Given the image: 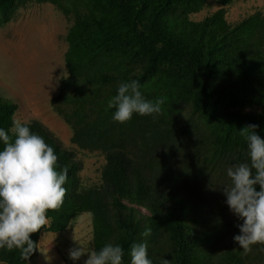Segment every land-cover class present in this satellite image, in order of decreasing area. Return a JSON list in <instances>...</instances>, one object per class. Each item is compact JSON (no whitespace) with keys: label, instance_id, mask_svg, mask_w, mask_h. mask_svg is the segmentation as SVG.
Here are the masks:
<instances>
[{"label":"trees","instance_id":"trees-1","mask_svg":"<svg viewBox=\"0 0 264 264\" xmlns=\"http://www.w3.org/2000/svg\"><path fill=\"white\" fill-rule=\"evenodd\" d=\"M19 1L0 0V14ZM198 2L204 0H80L69 13L67 77L52 108L71 128L73 145L103 154L99 185L84 188L75 151L63 149L38 121L28 123L55 149L60 167L69 168L64 204L48 213L50 229L63 232L87 213L93 248L119 244L123 264H130L131 245L145 240L154 264H264V245L245 254L234 242L242 221L223 194L227 167L249 162L240 131L257 125L264 138V17L231 26L219 11L194 22L189 16L205 4L197 8ZM132 79L147 99L167 98L162 113L114 122L108 101L120 82ZM16 111L0 99V128L12 127ZM195 118L202 128L191 123ZM128 135L145 139L148 148L162 142L171 148L162 158H134L125 148ZM145 226L152 229L147 238ZM46 229L32 234L36 248ZM35 251L26 261L18 250L0 249V259L28 264Z\"/></svg>","mask_w":264,"mask_h":264},{"label":"clouds","instance_id":"clouds-1","mask_svg":"<svg viewBox=\"0 0 264 264\" xmlns=\"http://www.w3.org/2000/svg\"><path fill=\"white\" fill-rule=\"evenodd\" d=\"M141 88L135 79L119 83L107 104V109H115L114 122L127 123L134 115L155 119L162 113L167 98L147 99ZM257 128L250 125L240 131L249 162L228 166L230 183L223 187L229 210L242 221L237 224L240 234L233 240L245 254L251 253L254 245H264V138ZM0 144L4 146L0 150V249L18 250L27 261L36 249L32 234L45 228L51 219L48 213L64 204L69 168H61L55 149L19 119H14L7 131L0 128ZM151 234L152 229L145 226L143 237ZM124 255L123 247L111 242L98 251L82 246L69 251L73 262L86 256L84 264H123ZM129 255L130 264H154L147 240L132 244ZM0 264L5 261L0 259ZM162 264L169 262L163 259Z\"/></svg>","mask_w":264,"mask_h":264},{"label":"rangeland","instance_id":"rangeland-1","mask_svg":"<svg viewBox=\"0 0 264 264\" xmlns=\"http://www.w3.org/2000/svg\"><path fill=\"white\" fill-rule=\"evenodd\" d=\"M21 0L0 14V99L17 106L13 119L28 124L38 121L57 140L63 149L74 150L80 166L79 177L84 188L99 185L104 157L100 151L79 150L71 143L72 130L53 111L52 101L59 92L62 80L67 77L65 55L66 36L73 25L72 9L79 7L80 0ZM204 0L189 19L200 22L214 13L223 11L226 23L234 26L257 13L264 17V0ZM193 6V4H192ZM65 7L68 14L61 8ZM163 61L160 70L166 69ZM159 70V71H160ZM245 107L243 112H255ZM188 116L189 114L186 113ZM192 124L203 127L195 118ZM154 143V142H153ZM129 155L146 157L147 160L162 158L171 146L159 143L148 148L139 136L125 141ZM50 223L42 231L34 257L28 264H84L87 257L73 262L69 251L82 246L92 247L91 217L84 212L76 216L63 232H53ZM50 258V260H49Z\"/></svg>","mask_w":264,"mask_h":264}]
</instances>
